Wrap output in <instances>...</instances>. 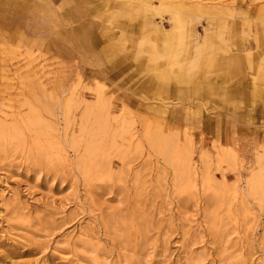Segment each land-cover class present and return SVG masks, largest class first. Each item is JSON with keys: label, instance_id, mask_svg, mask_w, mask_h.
<instances>
[{"label": "rangeland", "instance_id": "374dc122", "mask_svg": "<svg viewBox=\"0 0 264 264\" xmlns=\"http://www.w3.org/2000/svg\"><path fill=\"white\" fill-rule=\"evenodd\" d=\"M263 159L264 0H0V264H264Z\"/></svg>", "mask_w": 264, "mask_h": 264}, {"label": "bare ground", "instance_id": "6f19581e", "mask_svg": "<svg viewBox=\"0 0 264 264\" xmlns=\"http://www.w3.org/2000/svg\"><path fill=\"white\" fill-rule=\"evenodd\" d=\"M224 10H219V11H217V12H214V13H216L215 15V17H213V18H218L219 17V15L220 14H222V12H223ZM209 12V11H208ZM210 13V12H209ZM212 14H213V12H211ZM224 13H225V11H224ZM221 19V18H220ZM205 42H207V40L205 39L204 40V45H205ZM242 56V55H241ZM237 58V57H236ZM207 59H208V57L206 56V55H203V56H201V57H199L198 58V60H199V64H201L200 66H202V64H204V63H207V62H209V61H207ZM243 62V61H242ZM210 64V63H209ZM206 66V65H205ZM258 69V68H257ZM126 121V120H125ZM127 122V121H126ZM105 132V131H104ZM92 140V139H91ZM190 141V140H189ZM93 142V141H92ZM89 143V142H88ZM115 143V142H114ZM190 143V142H189ZM91 144V143H90ZM95 145V144H94ZM190 145V147L192 146V143L191 144H189ZM96 146V145H95ZM90 147V149H93V150H95V149H98V147H94L93 145H92V147L91 146H89ZM162 147V146H161ZM189 147H187V149H188ZM192 148V147H191ZM165 149V148H164ZM163 149V150H164ZM190 149V148H189ZM167 150V149H166ZM185 151H186V149H185ZM189 151V150H188ZM165 152V151H164ZM177 152H178V150L177 151H174V153H172V156H173V154H174V156L175 157H177L178 158V154H177ZM192 152V151H191ZM184 153H187V151L186 152H184ZM183 153V154H184ZM225 153V152H224ZM230 153V152H229ZM234 153V152H233ZM166 154V153H165ZM164 154V155H165ZM182 154V155H183ZM191 154V153H190ZM232 154V153H231ZM170 155V154H169ZM189 155V154H188ZM235 155V154H234ZM173 156V157H174ZM170 157V156H169ZM182 157V156H181ZM187 158V157H186ZM185 158V159H186ZM178 160V159H177ZM176 160V161H177ZM264 160V159H263ZM183 161H185V160H183ZM222 162V161H221ZM179 163V162H178ZM259 172H257L256 174H254V176H253V178H251L250 180H249V182H248V193H250L251 195H253V196H256V198H258L259 200H261L263 203H264V169L263 168H259ZM252 175V174H251ZM208 177V176H207ZM217 187V186H216ZM219 190V189H218ZM221 190H222V188H221ZM243 191V190H242ZM243 193H244V191H243ZM245 195V194H244ZM243 195V196H244ZM213 198V197H212ZM241 204V203H240Z\"/></svg>", "mask_w": 264, "mask_h": 264}, {"label": "crops", "instance_id": "0c3cea01", "mask_svg": "<svg viewBox=\"0 0 264 264\" xmlns=\"http://www.w3.org/2000/svg\"><path fill=\"white\" fill-rule=\"evenodd\" d=\"M159 78V77H158ZM166 91V87H162V89L159 91L160 93H163Z\"/></svg>", "mask_w": 264, "mask_h": 264}]
</instances>
